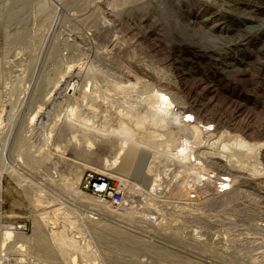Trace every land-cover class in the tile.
Returning a JSON list of instances; mask_svg holds the SVG:
<instances>
[{
    "label": "rangeland",
    "instance_id": "obj_1",
    "mask_svg": "<svg viewBox=\"0 0 264 264\" xmlns=\"http://www.w3.org/2000/svg\"><path fill=\"white\" fill-rule=\"evenodd\" d=\"M108 2H118L120 6H111ZM116 8L122 12L118 14ZM163 11L166 12L164 15ZM191 11L192 15L186 16ZM198 13L202 23L195 20ZM212 19L218 20L216 24L224 20L232 28L219 37L220 33L210 31ZM247 27H253L254 34L264 29V0H0V93L3 92L2 99L11 100L8 106L10 108L12 102L16 115L11 128L6 126L4 129L9 131V150H14L20 139L29 138V135L31 152L34 151L37 156L40 155L39 149L53 148L43 143L46 138L43 136V127L51 126L52 121L62 123L68 115L70 104L72 107L73 99L68 100V95H65L68 90L61 91L55 85L68 72L69 66L74 64L82 72H73L68 80L82 83L84 87L89 85L86 79H90L91 84L90 71L95 70L99 78L93 82L97 81L100 86L99 82L102 81V96L106 92L120 95L119 92L124 89L119 92L115 88L114 91L111 89L116 84L124 86L129 92L130 85L135 84L137 89L143 88L147 93L160 86L168 90L166 93L173 94L170 96H180L182 104L177 105L178 102H172L173 99L165 98L163 106L169 109L174 106L177 109L178 106L185 114L182 118L185 121L186 114L198 113L187 122L192 124V132L200 137L198 130L202 129L205 136H209L207 142L204 141L206 146L209 139L218 137L216 145L220 143L219 150L230 164L232 162L240 170V173H232L235 179L237 177L238 181L234 184H237L239 192L233 197L226 194L218 196V179L208 181L203 178L202 169L192 170L199 175H191L192 183H186L188 191H191L190 196H194V199L190 200L189 197L188 200L186 196L180 197V184L175 190V177L170 175V169L161 160V154L150 150V159L140 154L144 158L138 157L128 175L130 180L144 185L150 193H164L155 208L147 209L140 206L138 197H129L128 185L120 187L117 175L110 176L88 169L79 185L81 191L94 195L83 189L86 179L93 175L109 179L112 186L124 193L121 204L106 199L110 204L104 203V206L112 211L103 213L94 211L72 192H66L54 183L58 166L68 170L69 165L54 164L59 160L50 158L44 167L31 168L16 159L14 163L17 170L29 179L25 182L27 186L32 183L31 188H35L34 184L37 190L47 186L60 199L55 201L43 194L47 196L45 202L34 208L30 200L32 196H27L22 190L25 183L22 181L24 186L21 187L18 181L4 174L0 243L6 226L18 225L17 230L27 236L34 231L37 234L35 240L28 244L27 252L22 249L25 253L18 252L17 245L3 256L0 246V262L73 264L60 254L51 236V229L56 231L69 226L65 218L68 216L64 214L66 210L68 213L74 211L71 217L75 215L72 220L76 228H67L70 229V235L80 240V246L73 252L79 264H264V58L260 64L259 54H256L259 47L264 46V33L259 31V37L256 34L248 37L251 42L249 46L243 47L247 40L240 42L239 30ZM194 42L204 43L208 47L196 46ZM241 56L243 59L240 61L238 58ZM251 57L254 60L248 64ZM244 58H248L244 62L248 66L240 65ZM231 67H237L236 73L233 72L235 78H225V71H233ZM106 84L112 86L111 90H105L108 87H105ZM50 92L54 95L48 100L47 94ZM125 92L120 97L128 94ZM44 99L46 105L42 112L43 115L45 112L48 114L41 115L44 124L42 127L37 124L32 129L28 128L26 116L30 106L33 108L37 102L43 103ZM101 107L103 110L107 108L104 104ZM177 125L180 126V123ZM22 149L19 148V151ZM90 150V156L96 152L100 159L94 161L89 155V160L86 157L75 158L77 155L73 156L70 151L65 154L69 159L84 160L86 165L97 169L122 173L112 165L113 155L112 151L108 152V148L94 146ZM19 151L17 147L16 154ZM48 151H42L43 155L47 156ZM59 152H53V156ZM228 160L207 158L206 170L215 175L223 173L230 166ZM148 169L152 172L147 173ZM124 175L121 177L129 179ZM170 191L172 193H168ZM94 196L104 199L99 195ZM126 202L127 205H124ZM184 203L193 205L191 207ZM116 207L118 210L128 208L131 216L115 212L113 209ZM57 209L64 215L59 216L58 225L48 223V227L43 224L42 213L51 211L55 214ZM34 216L38 218L37 222H34ZM89 220L94 222L93 225ZM78 225L81 229L77 228ZM194 232L198 234L194 235ZM86 242L91 243V257H86L92 260L90 262L85 258L80 259ZM47 248H50L51 257L45 254ZM43 250L46 252L43 253Z\"/></svg>",
    "mask_w": 264,
    "mask_h": 264
},
{
    "label": "bare ground",
    "instance_id": "obj_2",
    "mask_svg": "<svg viewBox=\"0 0 264 264\" xmlns=\"http://www.w3.org/2000/svg\"><path fill=\"white\" fill-rule=\"evenodd\" d=\"M108 3L111 6H115V5H116V7L120 6L118 2H116L118 4L113 3V2H111V3L108 2ZM116 9H117L118 14H120L122 12L121 9H119V8H116ZM165 13L166 12L163 11L162 15H164ZM192 13H193L192 11L189 13L187 12L186 16H190V15H192ZM219 16H221V18L224 19L222 17L223 16L222 14H220ZM200 17L201 16L198 13L197 16L195 17V20L202 23ZM209 18H211V16ZM166 19H164V20H166ZM204 20L206 21V19H204ZM216 21H218V20L215 19L212 21L213 25H211L210 31L211 32L217 31V33H220L219 37L222 36V34L225 35L226 34L225 32L230 31V29L232 28L231 24L226 25L224 20H223L224 22L222 21L223 22L222 23L219 19V21L222 24H219L220 22H217V24H216ZM252 30H253V27H251V28L247 27L243 30H239L240 42L247 40V43L245 45L250 44L251 41H250V38L248 39V37H250V36L252 37V35L254 34L252 32ZM259 31H262L260 33H264V29H259ZM259 31H258V33L255 31L256 35L255 34L254 35L259 37L260 35H257V34H260ZM194 43H196V46L198 44V45L202 46L203 48L208 47V45L201 43V42H199V43L194 42ZM254 44H256V43H254ZM204 46H206V47H204ZM247 48L248 47H246V50H247ZM255 48H257V47H255ZM232 53H233V51H232ZM243 53H244V51H243ZM256 54H259L258 58H260L259 59L260 64H262L263 63L262 58H264V46H262V48L259 47L258 53H256ZM245 59L247 60L248 58H244V60ZM228 60H230V59H228ZM231 60H233V59H231ZM230 64H232V63H230ZM231 68H233V71H225L226 72L225 78H229V77H230L229 79L235 78L234 73H236L235 70H237V67H231ZM80 69H77V66L75 68L74 64L70 65L69 70H67L68 72L66 74H63V77L60 78L61 80L59 79L56 83L57 85H55L57 87V89H60L61 91L67 89L68 92L65 95H68L67 96L69 98L68 100L73 99L72 100L73 103H72V107L70 104V108H69V110H67L68 115L62 123H58L57 122L58 120H57V121H52L53 123H51V126L46 124V125H48V127H46L44 125L45 127H43V129H44L45 133L43 132L44 135L43 134L42 135L44 137L46 136V138L44 139L45 142H43V143H45V146H47V147L51 146L53 148L45 149L46 147H43V148L39 149L38 152L40 155H38V156L35 153H33L34 151L31 152V142H29L31 135H29V138L25 137L23 139H20L21 142H19L17 144L18 151H19V148L20 149L24 148V149L20 150L19 153L16 154V148L17 147H15V148L13 147L14 150H12V149L9 150V147L7 145V142L9 140L8 139L9 137H7L9 131L7 132V129H6V131L4 129L6 126H8L9 129L11 128V125H13L14 121L16 120V118H15L16 115H15V110H14V106L12 105V102L10 103L11 107L9 108V106H8L9 105L8 103L11 100L7 99L8 100L7 101V100L2 99L3 97L1 96L2 95L1 93H3V92L0 93V219H1V215L3 216V203H4L3 185L4 184L2 181H3L4 174H8L9 177L13 178L15 181H18L22 185L21 187L24 186L23 182L25 183V182H27V180H29L26 175L24 176V174L22 172L20 173V171L17 170V167L14 163L16 161V159L20 160L21 163H24L25 166L26 165L30 166V167L32 166L34 168L35 167H37V168L44 167L46 161L48 159L50 160V158H55V159L60 161V162L57 161L54 164L69 165L68 167H70V169H68V170H64L63 166H58V168L55 171V182L54 183L58 187H62V189H64L66 192L67 191L72 192V194L75 195L77 199H80L83 202L87 203V205H89V207H91L94 211L95 210H96V212L102 211L103 213H104V211H107V212L112 211V210L108 211L109 209L107 210L104 206V203L106 205H109L110 201L107 202V200L105 201L104 199H102L100 197L94 196L92 194H89L83 190L81 191L79 189V185L83 179L84 172L89 169V171L94 170L95 172L105 173V174H108L110 176L117 175L116 178H118L119 181L121 182L120 187H123V186L125 187L128 185V189H129L128 195L130 198L138 197V199L140 200V206L146 207L147 209L155 208L158 201H159L158 200L159 197H161V195L164 193L159 194V193L151 192V193H153V194H151L146 189V187H144V185L142 186V185H139L138 183H132V181L130 180V177L128 176V175H130V173L134 167V164L137 163L136 161H137L138 157L144 158V156L146 155L149 158L152 156V155L151 156L149 155L150 150H152L155 153L158 152L159 154H161L163 156V157H161V158H163L161 160L163 162L167 163L168 168L170 169V175L172 177H175V180H176L175 190L181 186L178 189L180 191V192L178 191L180 193V197L186 196L188 200L190 199L189 197H191L190 196L191 191L190 192L188 191V189L186 187V183H187V185L192 183L191 178H190L191 175H194L193 177H197L199 175L198 173H195L192 171L194 169H200V170L202 169V171H204V172L201 171L202 173H204L203 178L208 180V181H211V180L213 181V179H218V181H219L218 177L222 173L219 172L216 176H212L213 172L206 170L207 166H205V163L207 161V158L212 159V160L213 159L221 160L222 158L228 160V158H226L225 155L219 150L220 143H219V145L218 144L216 145V143L219 141L218 137H216L213 140L208 138L209 140H208V144L206 146L204 141L207 142V137H209V136H205L202 129L198 130L200 137H197V135L192 132V129H191L193 127L192 124L187 123L188 121L186 122L185 120L182 119L183 117H185V114L178 109L177 105H179V103L182 104V102H183V100L181 99L180 96L175 95L174 96L175 98H174L173 96H170L171 92H170V94L166 93L168 90L163 89L160 86H156V88L153 89V92L150 90L151 92L147 93L144 90H142L143 88L137 89L135 84L130 85V92H129V90H125L124 86H118L119 84L118 85L116 84L115 85L116 87L111 86L112 88L106 84L105 87H107V86L109 87V88L108 87L105 88L106 91L109 90L110 88L112 89V91H114V90L122 91L124 89L123 92L126 91L125 93L128 92V94L120 97V95L123 92L118 91L121 94L116 96L114 94H110V93L105 91L106 94H104L102 96L101 90H104L103 89L104 87H100L101 85H103L102 81L99 82V83H101L100 86H99L97 81L93 82V80H97V78H99L98 76L96 77V75H98L97 74L98 72H95V70L92 71L91 69H89V70H91L90 76L92 78L91 80L93 83L91 82V84H90L89 83L90 79H86V77H85V79L88 80V83L86 82V84H89L91 87L89 85H84V87H83V86H81L82 83L79 84V83L74 82L72 80H68L69 76L74 74L73 72H75V71L77 72L78 70L81 71ZM75 75H78V74H75ZM116 82H118V81H116ZM114 84H115V82H114ZM114 84H112V85L114 86ZM139 84H141V83H139ZM133 85H134V87H133ZM87 86L90 87L89 90L86 89ZM56 87H55V89H53L54 94L56 92ZM138 88H140V87H138ZM138 91H140L141 93L138 94L139 93ZM97 92H100V94H98ZM51 93L52 92L47 94L49 96V97L47 96L48 100L53 98L52 96L54 94H51ZM171 95H173V94H171ZM101 98L103 101L101 100ZM165 98H167V99L170 98L171 100L173 99L172 102L173 101L178 102L177 105L175 104L177 106L176 107L177 109L174 108L175 106L172 108L170 107L171 109L164 107L163 102H164ZM101 102H103V103H101ZM40 103L41 104H38V102H37L38 105L36 104V106H34L33 108H32V106H30V109L28 111L29 114H28V116H26V117H28V120H26V125L30 129L36 127L37 124H40V126L42 124H44L43 123L44 121H42V119H41L42 118L41 115H43L42 111H45V110H43L44 104L46 105L45 99H44L43 103L42 102H40ZM103 104L106 105V107H107V108L105 107L106 109H104V110L101 107V106H103ZM52 108H50V109L52 110ZM100 108H102V110ZM45 113H47V112H45ZM45 113H44V115L48 116V114H45ZM197 114H195V115H197ZM109 117H111L110 118L111 120L108 119ZM198 117H200V116H198ZM14 118H15V120L13 121ZM48 119H47V122H48ZM12 122H13V124H12ZM24 123H25V121H24ZM178 123H180V126L177 125ZM114 124H116V125L113 126ZM176 125L178 127H176ZM24 130H22V131L25 132ZM173 130H174V132H173ZM30 131H33V130H30ZM26 132H28V131H26ZM168 135H174V136L169 138V137H167ZM16 143L17 142H15V144ZM94 146H99V148H101V147L102 148L103 147L108 148V150H109L108 152H110V153L112 151V153H111L113 155L112 165L116 166V169H117L116 171H120L122 173H118L115 171H114L115 173L106 172L102 169H97L95 167L89 166L90 164L86 165V163H84V160H75V159H71V158L69 159V157H67V155L65 154V152L70 151L71 153L74 154L73 156L77 155V157H75V158H78V157H82V158L86 157L87 158L89 155L90 159L93 158L94 161H96L95 160L96 158L100 159L99 155L97 156L95 154L96 152L92 151V152H94L93 154H95V156L93 154L90 156V153H91L90 149L93 148ZM44 150L45 151L50 150V151H48L49 154L47 156L43 155L42 151H44ZM202 150H204V151H202ZM56 151H60V152L58 155L56 154L53 156V152H56ZM140 154H144V156L143 155L141 156ZM216 156H217V158H216ZM103 160H105V157ZM228 162H229L230 166L228 169H224L223 172L225 173L224 175H228L229 180H224L223 182H220L222 184V188H220L217 191L216 194L218 196L219 195H224V196L231 195L232 196V195H236L237 193H239L238 189H236L237 184H234L235 181H238L237 177L235 179L233 177L232 173H233V171H235L236 173H240V170L234 164L232 165V162L230 164L229 160H228ZM200 170H197V171H200ZM151 172H152V170L148 169L147 173H151ZM122 174L123 175L125 174L124 176H127L129 179H126V178L124 179L123 177H121ZM136 177H135V181H137ZM59 181H61L62 183H59ZM30 183L31 182L29 181L28 184H30ZM207 183H209V182H207ZM31 184H30V186H27L25 183V186H24L25 188L22 190L24 191V193L27 196H29V197L32 196V197H30L31 199L29 197L28 198L31 200L34 208H36V206H38L39 204L43 205V203L45 202L44 199L47 196L49 198L55 200V201L57 200L58 195H55V194L53 195L52 194L53 192H51L50 189L46 188L47 186L45 187L43 185L44 187H41V188L38 187L40 189L37 190V188H36L37 186L33 184V186H35V188H31ZM179 184H180V186H179ZM177 186H179V187L177 188ZM192 186H194V185H192ZM196 189H198V188H196ZM199 189H201L200 186H199ZM175 190H174V192L177 191V190L176 191ZM37 192H40V194ZM194 192H197V190H195ZM168 193H172V191H170ZM43 194H45L47 196H44ZM142 197H144V198L142 199ZM49 198H47L48 201H49ZM58 199H60V198H58ZM220 199H221V197H220ZM31 202H30V204H31ZM51 202H52V200H51ZM61 202H62V200H61ZM190 203H191V201H190ZM184 204H181V205L184 206ZM41 205H39V206H41ZM47 205H49V204H47ZM124 205H127V202ZM185 205H188V203ZM189 205H191V204H189ZM192 205H191V207H192ZM120 207H125V206H120ZM60 208H61V204H60ZM184 208H186V206ZM113 210H115V212L118 211L117 213H119V212L124 213L126 215V217L131 216L130 215L131 211L128 208L118 210L116 207ZM60 211L57 209L55 214L52 213L51 211H47L48 213H42V214H44L43 218H42V214H41L40 219L42 218L41 221L43 222V224L45 223V225L48 223H51L52 225H54V224L58 225L59 216L62 215V214H60ZM72 211H73V209H72ZM45 212H46V210H45ZM65 212H64V214L65 215L67 214V216H68V218L65 217L66 223L69 224V226L71 227V230H72V228H76L75 227L76 223L74 222V220H72L75 215H73L71 217V215L74 211L73 212L69 211L71 214L68 213L66 210H65ZM34 214H36V213H34ZM143 214H145V213H143ZM62 216L64 217V215H62ZM93 219H94V217H93ZM37 220H38V218L35 217L34 222L35 221L37 222ZM91 220H89V221L91 222ZM94 221H95V219H94ZM87 223H89V222H87ZM93 223L94 222L92 221L91 224L93 225ZM17 226L18 225H16L14 227L11 225V226L4 227V232H2L1 243H0L1 254L4 253L3 256H5L6 252H9V251L11 252L10 249L14 248L17 245L19 246V247L17 246V248L19 249V250L17 249L18 252L22 251L25 253V251L28 248V244H30L31 241L35 240V235L37 234V231H34L32 235L27 236V235L19 232L17 230V228H18ZM46 226H48V225H46ZM69 226L67 225V227H69ZM67 227L63 226V229H61V230L56 229V231L52 230L50 228L51 229V236L53 238L54 245L59 250L60 254L65 256L66 258H68L67 260H69V262H72L73 264H79V263H76L73 252L78 247V245L80 246V244H79L80 240L77 241L78 239L76 240L74 238V236L70 235V233H69L70 229H68ZM61 228H62V226H61ZM77 228L79 229L80 226L78 225ZM196 232H198V231H196ZM196 234H198V233H196ZM196 234L194 232V235H196ZM12 241H13V243L11 244L10 242H12ZM84 245H86V246H85V248L83 247L84 249L82 248L83 253H82V256L80 259L85 258V260L87 259V261L89 260L88 262H90L92 260L90 258H86V257H91V251H92L91 243L86 242ZM22 249L25 251H23ZM49 249L50 248H47L48 252H46L47 251L46 249H45L46 251L43 250L42 252L43 253L46 252L45 254L48 257L49 256L51 257L52 253L50 252ZM38 250H40V249H38ZM177 253H179V252H177ZM4 259H5V257H4ZM6 259H8L7 256H6ZM0 264H6V263L0 262ZM191 264H193V263H191Z\"/></svg>",
    "mask_w": 264,
    "mask_h": 264
},
{
    "label": "built area",
    "instance_id": "obj_3",
    "mask_svg": "<svg viewBox=\"0 0 264 264\" xmlns=\"http://www.w3.org/2000/svg\"><path fill=\"white\" fill-rule=\"evenodd\" d=\"M246 46L245 44L243 47ZM251 57V61L248 60H242V63L240 65H244L246 61H248L250 64L254 58ZM238 59H242V57H239ZM187 121H190V118L194 117L192 114H186ZM196 120V119H195ZM186 121V122H187ZM225 173H222L221 178H219V187H217L216 191H218L220 188H222V184L220 182H223L224 180H229L228 175H224ZM217 175V174H216ZM215 173L212 174V176H216ZM83 189L92 192L94 195H99L106 199H110L115 204H121V202L124 200V193L120 190H117L116 186H112L109 179H106L105 177H94L90 175L89 178L86 179ZM101 198V197H100ZM193 199V196L191 197V200Z\"/></svg>",
    "mask_w": 264,
    "mask_h": 264
}]
</instances>
